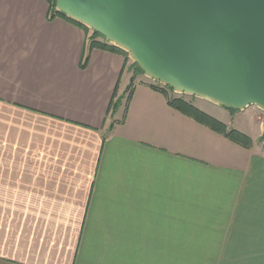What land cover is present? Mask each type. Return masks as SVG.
Segmentation results:
<instances>
[{"label":"crops","instance_id":"0c3cea01","mask_svg":"<svg viewBox=\"0 0 264 264\" xmlns=\"http://www.w3.org/2000/svg\"><path fill=\"white\" fill-rule=\"evenodd\" d=\"M51 15L0 0V264H187L193 249L264 264L262 125L184 97L246 148L119 53L95 47L83 68L102 39Z\"/></svg>","mask_w":264,"mask_h":264},{"label":"water","instance_id":"95a60500","mask_svg":"<svg viewBox=\"0 0 264 264\" xmlns=\"http://www.w3.org/2000/svg\"><path fill=\"white\" fill-rule=\"evenodd\" d=\"M56 2L175 94L264 111V0Z\"/></svg>","mask_w":264,"mask_h":264},{"label":"trees","instance_id":"16d2710c","mask_svg":"<svg viewBox=\"0 0 264 264\" xmlns=\"http://www.w3.org/2000/svg\"><path fill=\"white\" fill-rule=\"evenodd\" d=\"M50 5H51V16L53 17H63L69 21H71L70 19H68L63 13H60L57 11L56 6H57V2L56 0H48ZM74 24H77L78 26L86 29L88 32L89 29L83 27L82 25L71 21ZM93 38H101L104 40V38L102 36H100L99 34H97L96 32H93ZM102 48V49H106L109 50L111 52H115V53H119L121 55H123L126 58V62L128 63L129 59H128V54L124 53L123 51L115 48L114 46L110 45L106 40H104L103 42H98V41H92L89 47V50L87 51V54H85L83 60H82V67L85 68L90 60V50H92L93 48ZM135 68V72L134 74H143V72L140 70V68L136 65V64H132ZM135 77L134 76L132 78L131 84L127 90V93H129L133 87L134 81H135ZM152 86L159 91H163L166 92V89L163 87H160L158 84H152ZM170 105L171 107L175 108L176 110L180 111L181 113L194 118L197 122H199L200 124H203L207 127H209L210 129H212L213 131L224 135L226 138H228L229 140L243 146L246 148H249L252 146V142L251 139L249 137H247L246 135L234 130V129H229L227 126H225L223 123H221L220 121L216 120L215 118L207 115L206 113L200 111L198 108H196L195 106H193L192 104L188 103L183 97H176V98H171L170 99ZM231 112L236 113V111L231 110Z\"/></svg>","mask_w":264,"mask_h":264},{"label":"rangeland","instance_id":"374dc122","mask_svg":"<svg viewBox=\"0 0 264 264\" xmlns=\"http://www.w3.org/2000/svg\"><path fill=\"white\" fill-rule=\"evenodd\" d=\"M90 33L93 34V31L90 30ZM105 40V39H104ZM102 39V41H104ZM128 68L130 69V67L132 66L134 68V66L132 65L133 64V61L130 59L129 55H128ZM131 70V69H130ZM144 76V74H143ZM147 80H150L151 82H153L154 84H159L158 82H155L153 81L152 79H147ZM177 97H179V95L176 94ZM184 98V97H183ZM185 98L189 99V101L191 100H197V103H200V105L202 106H206V107H209L211 108L212 106L209 105V103H206V102H202V101H199L201 99L199 98H194V97H190V96H186ZM254 109H249L248 110L246 109L245 112H240V116L243 118H245L247 121H255L258 122L256 123V131L258 132V134L260 133V125H263L264 123V111L259 109L258 107H255L253 106ZM237 112V111H236ZM262 130V129H261ZM262 137H263V140H264V134L262 132ZM199 245L198 244H193V248H197ZM205 255H207V252H204ZM190 260L187 262V264H216V261L214 259H210L206 256H204L203 252L199 251V250H192L190 252V256H189Z\"/></svg>","mask_w":264,"mask_h":264},{"label":"built area","instance_id":"2783aa9c","mask_svg":"<svg viewBox=\"0 0 264 264\" xmlns=\"http://www.w3.org/2000/svg\"><path fill=\"white\" fill-rule=\"evenodd\" d=\"M161 87H163V86H161Z\"/></svg>","mask_w":264,"mask_h":264}]
</instances>
